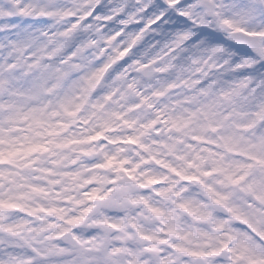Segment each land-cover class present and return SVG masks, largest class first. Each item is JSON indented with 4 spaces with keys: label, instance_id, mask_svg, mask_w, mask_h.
<instances>
[{
    "label": "clouds",
    "instance_id": "clouds-1",
    "mask_svg": "<svg viewBox=\"0 0 264 264\" xmlns=\"http://www.w3.org/2000/svg\"><path fill=\"white\" fill-rule=\"evenodd\" d=\"M0 264H264V0H0Z\"/></svg>",
    "mask_w": 264,
    "mask_h": 264
}]
</instances>
